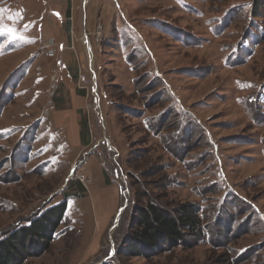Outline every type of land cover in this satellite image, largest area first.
Segmentation results:
<instances>
[{
    "label": "rangeland",
    "instance_id": "1",
    "mask_svg": "<svg viewBox=\"0 0 264 264\" xmlns=\"http://www.w3.org/2000/svg\"><path fill=\"white\" fill-rule=\"evenodd\" d=\"M251 1L72 0L67 37L64 7L50 0H0V231L30 218L50 199V206L64 199L68 204L50 250L26 264H112L113 227L130 198L127 176L164 166L166 172L145 179L156 194L165 193L159 188L164 176L173 177L170 199L198 203L212 228L231 219L232 235L223 243L231 262L264 264V105L259 109L257 101L264 83V37L243 63L230 69L223 64V46H237L256 23H264L250 21L246 8L227 35L209 34L217 11ZM233 17L230 13L227 21ZM114 23L138 43L122 41L120 48L105 41ZM157 24L170 28V35L160 34ZM173 30L182 32L183 43ZM50 40L58 49L54 59L45 55ZM86 46L88 55L80 54ZM63 56L73 68L63 67ZM146 72L165 84L168 96L148 82ZM121 95L120 101L145 117L117 111L111 102ZM72 102L78 127L80 120L87 122V147L72 144L64 111ZM170 109L180 118L169 117ZM144 119L165 129L151 136ZM168 136H176V144L166 142ZM95 148L109 170L115 162L120 166L122 176L110 175L115 183L109 185L103 175L102 186L86 179L80 198L77 176L84 175V161L89 166L91 158L98 161L90 155ZM136 149L137 156L130 155ZM210 205H218L220 214ZM205 239L188 251L175 249L150 260L117 257L113 264H217L223 250Z\"/></svg>",
    "mask_w": 264,
    "mask_h": 264
},
{
    "label": "trees",
    "instance_id": "2",
    "mask_svg": "<svg viewBox=\"0 0 264 264\" xmlns=\"http://www.w3.org/2000/svg\"><path fill=\"white\" fill-rule=\"evenodd\" d=\"M246 8H248L250 21L256 20L261 22V24L264 23V0H252L251 2L238 3L234 6L232 5V7L230 6V8L220 9V13L217 11L216 16H214L213 19H210V21L208 20L210 24V27H208L211 39L227 35L228 28L232 21H236L237 16L243 15ZM230 13H233L235 18L233 17L232 20L227 21ZM70 18L71 10L69 7L65 13V29L67 33L70 32ZM148 21L151 20L148 19ZM257 24L259 23H256L246 35L240 37L237 46L227 44L223 46V49L227 52L225 57H223V64L226 65L227 69L238 64V62L243 63L246 61L245 56L251 54L253 46L257 45L258 41L264 37V24L261 26ZM111 27L112 29H110V32L108 33L109 35L105 41H108L113 45L115 44L120 48L122 47V41L124 42V45L130 44L132 41L138 43L136 36L134 40H128V37L132 34L131 31L128 32L125 28L118 30L115 23L111 25ZM155 27L156 29L158 28L157 30L160 34L170 35V28L162 26V24H157ZM173 31H175L174 33L177 37L176 40L183 43L185 38L183 37L184 35L182 32L176 30ZM192 43L193 44L191 45L194 46V42ZM133 48H135V45ZM71 77H76V73L75 75L72 74ZM145 77L152 85L156 84L161 86L165 95L168 96L167 88L164 83H160L157 79L150 77L149 72L145 73ZM79 94L83 96L81 91H79ZM121 98L122 95L117 101L113 103L111 102V105H114V108L117 111L124 115L130 114L136 118L145 117L144 115H141L142 113H138L135 107L120 101ZM53 101L56 107L58 105L57 108H59V99L55 97ZM170 101L172 102V99ZM257 101L260 103V109L261 106L264 105V83H262L258 89ZM175 113L180 118V114L175 109H170L169 117L172 116L176 120ZM164 119L166 120V118ZM158 122H160V119ZM142 124L146 125L145 128L148 129V133L151 136H159V133L163 132L165 129L163 124L158 125L157 128L154 129V127H151L152 123L148 119H144ZM79 129L80 142L82 145L87 146L88 132L87 122L85 120L79 121ZM175 137L176 136H168L166 142L169 141L176 144V141L174 142ZM160 142L162 143V138ZM102 147H105V150L108 152L106 143H103ZM93 151L90 152V155H95L100 162L103 168L104 179L107 184L110 185L111 182H114L111 179V176H113V178H120L122 176V170L116 162L114 164V169L109 170L105 165V158L101 156L100 151ZM168 151L170 150H167V152ZM109 152L112 151L109 149ZM172 153L177 154L174 149H172ZM136 154L137 149L130 151V155L137 156ZM167 169L168 168L164 166L163 168H159V171L152 173V170H156V168H150L140 174L133 173L129 175L127 174L128 176L126 175L129 180L127 186L128 189H130V198L128 205L124 207L123 212L121 213L118 225L113 233L115 253L111 257L110 262L112 264L114 261L117 262V257L150 260L160 254H171L175 249L188 251L197 247L200 243L206 240L205 238H208L207 241L209 244L218 251L223 250V253L221 254L222 257L218 259L217 264H234L233 261L231 262L228 252H226L229 251L228 248L223 245L224 242L229 240L230 235H232V233H230L232 225L230 218H228L227 224H222L220 220L216 223L214 222L215 225L213 224L212 228L209 224H206L207 222L205 223L204 220L209 219L207 212L204 214V208L198 203L191 201L181 202L169 198L168 190L172 185L175 186L176 184L174 183L173 177L170 178V176H164L163 182L165 183L159 187L165 192L162 196L156 194L155 191L151 189L150 185L145 182L147 177L155 176L160 172H166ZM116 182L118 183V181ZM78 184L80 186L81 198L84 196L83 194L85 190L81 187L80 182ZM117 186L121 197L123 185L120 184ZM224 196H226V194ZM230 196L233 198L232 195ZM50 200H48L40 210L32 214L30 218L21 221L17 220L14 224L5 228V230L0 231V264H26L28 259L40 257L50 250L53 241L58 236V229L66 218L68 207L66 199L51 206L49 205ZM206 200V202H208V199ZM210 204H212V201ZM210 206H212L210 207V211L213 212L214 215L220 214V208L218 205ZM216 218L217 216L214 218L215 221ZM214 226H217V229H214ZM212 237H214V240L210 243V239H213Z\"/></svg>",
    "mask_w": 264,
    "mask_h": 264
},
{
    "label": "crops",
    "instance_id": "3",
    "mask_svg": "<svg viewBox=\"0 0 264 264\" xmlns=\"http://www.w3.org/2000/svg\"><path fill=\"white\" fill-rule=\"evenodd\" d=\"M50 1H53L52 4H55V6L57 7H60V8H63L65 9V12H64V18H65V13L66 11L68 10V8L70 7V10L72 11V6L73 5L72 3V0H50ZM66 21V19H65ZM65 21L63 22L64 24V28H65ZM71 26H72V23H71V18H70V31H71ZM66 31V29H65ZM67 33V31H66ZM71 32L67 33L66 36L69 34L70 35ZM68 37V36H67ZM65 48H63L62 50H64ZM80 51V54H82V52L86 55H88V51H87V46H86V49H79ZM63 54V53H62ZM65 57L63 56L62 57V64H63V67L66 68V70H68L69 68H73V66L71 65H67L64 63V60ZM65 64V65H64ZM74 75H75V71H73ZM72 104V108L70 110H64L67 112L69 118H68V128H69V131H70V138H71V141H72V144H74L75 146L79 145L80 146V129L78 127V123H77V119H76V116L74 114V109H73V102L71 103ZM98 106L100 108V104L98 103ZM64 111H60V112H63L65 113ZM56 113V112H55ZM101 118V117H100ZM101 121V120H100ZM102 123V121H101ZM103 124V123H102ZM75 127V129L73 128ZM75 131V134L74 136L72 135V132ZM84 147H87L85 145H83ZM85 154H88V153H85ZM93 159V161H92ZM98 161H96L95 158H91V166L90 165V161H84L83 164H82V168H81V171L84 172V175L86 177V179H88V181L90 182H94V185H97V186H102V183L101 181H104L103 180V173L101 172V167L100 165L97 163ZM71 165V163H70ZM96 182H98L99 184H97Z\"/></svg>",
    "mask_w": 264,
    "mask_h": 264
},
{
    "label": "built area",
    "instance_id": "4",
    "mask_svg": "<svg viewBox=\"0 0 264 264\" xmlns=\"http://www.w3.org/2000/svg\"><path fill=\"white\" fill-rule=\"evenodd\" d=\"M101 29H102V26L98 25L96 27V31L93 35H95L96 37V40H99L101 38ZM85 37H87V35L85 34ZM58 54V49H57V46L56 44L54 43V41L50 40V44L46 47V50H45V55L48 59H54ZM77 179L80 183H85L86 181V178L84 177V175H79L77 176Z\"/></svg>",
    "mask_w": 264,
    "mask_h": 264
},
{
    "label": "water",
    "instance_id": "5",
    "mask_svg": "<svg viewBox=\"0 0 264 264\" xmlns=\"http://www.w3.org/2000/svg\"><path fill=\"white\" fill-rule=\"evenodd\" d=\"M89 53V52H88ZM122 210H123V208L122 209H120L119 211H118V214H117V220H116V222H115V225H114V229L116 228V226H117V222H118V219H119V217H120V214L122 213Z\"/></svg>",
    "mask_w": 264,
    "mask_h": 264
},
{
    "label": "snow or ice",
    "instance_id": "6",
    "mask_svg": "<svg viewBox=\"0 0 264 264\" xmlns=\"http://www.w3.org/2000/svg\"><path fill=\"white\" fill-rule=\"evenodd\" d=\"M27 27V26H26Z\"/></svg>",
    "mask_w": 264,
    "mask_h": 264
}]
</instances>
